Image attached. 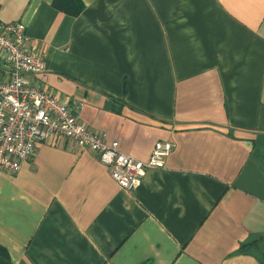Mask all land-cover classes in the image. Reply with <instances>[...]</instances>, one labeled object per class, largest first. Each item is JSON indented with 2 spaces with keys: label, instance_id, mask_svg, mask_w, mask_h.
Instances as JSON below:
<instances>
[{
  "label": "crops",
  "instance_id": "crops-1",
  "mask_svg": "<svg viewBox=\"0 0 264 264\" xmlns=\"http://www.w3.org/2000/svg\"><path fill=\"white\" fill-rule=\"evenodd\" d=\"M82 2L0 0V19L88 128L140 161L175 148L126 190L70 138L39 142L0 172V264H264V0Z\"/></svg>",
  "mask_w": 264,
  "mask_h": 264
},
{
  "label": "built area",
  "instance_id": "built-area-1",
  "mask_svg": "<svg viewBox=\"0 0 264 264\" xmlns=\"http://www.w3.org/2000/svg\"><path fill=\"white\" fill-rule=\"evenodd\" d=\"M45 71V57L31 45L25 25L0 19V172L15 174L51 136L70 138L94 152L126 190L139 186L148 169L165 166L173 141H156L146 161L120 151L116 140L88 128L66 100L42 87L37 75Z\"/></svg>",
  "mask_w": 264,
  "mask_h": 264
},
{
  "label": "trees",
  "instance_id": "trees-1",
  "mask_svg": "<svg viewBox=\"0 0 264 264\" xmlns=\"http://www.w3.org/2000/svg\"><path fill=\"white\" fill-rule=\"evenodd\" d=\"M52 5L71 16H77L84 7L82 0H52Z\"/></svg>",
  "mask_w": 264,
  "mask_h": 264
}]
</instances>
